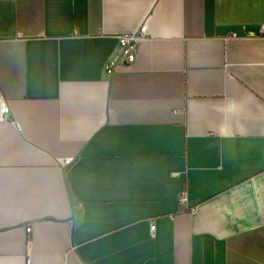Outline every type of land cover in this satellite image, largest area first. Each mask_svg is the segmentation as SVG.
<instances>
[{
	"label": "crops",
	"instance_id": "0c3cea01",
	"mask_svg": "<svg viewBox=\"0 0 264 264\" xmlns=\"http://www.w3.org/2000/svg\"><path fill=\"white\" fill-rule=\"evenodd\" d=\"M2 102L0 264H264V0H0Z\"/></svg>",
	"mask_w": 264,
	"mask_h": 264
},
{
	"label": "built area",
	"instance_id": "2783aa9c",
	"mask_svg": "<svg viewBox=\"0 0 264 264\" xmlns=\"http://www.w3.org/2000/svg\"><path fill=\"white\" fill-rule=\"evenodd\" d=\"M146 36V24L141 27V29L136 33L124 34L119 37V45L115 55L106 63L105 73L108 77H111L118 66L121 63L132 64L137 59L138 47L140 42ZM10 116V111L5 102L0 105V118L7 119ZM181 203L184 205L186 203L185 193L182 194L180 198ZM156 223L153 221L151 223L150 231L152 234L156 231ZM30 231V228L28 229Z\"/></svg>",
	"mask_w": 264,
	"mask_h": 264
},
{
	"label": "water",
	"instance_id": "95a60500",
	"mask_svg": "<svg viewBox=\"0 0 264 264\" xmlns=\"http://www.w3.org/2000/svg\"><path fill=\"white\" fill-rule=\"evenodd\" d=\"M71 201H72V199H71Z\"/></svg>",
	"mask_w": 264,
	"mask_h": 264
}]
</instances>
